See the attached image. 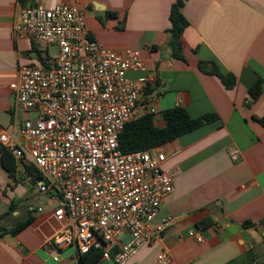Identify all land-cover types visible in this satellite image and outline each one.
I'll return each mask as SVG.
<instances>
[{"label":"crops","instance_id":"1","mask_svg":"<svg viewBox=\"0 0 264 264\" xmlns=\"http://www.w3.org/2000/svg\"><path fill=\"white\" fill-rule=\"evenodd\" d=\"M174 2L38 0L46 7H81L90 35L105 48L143 52L157 83L141 101L159 112L154 119L159 127L164 126L162 112L177 107L194 118L216 116L211 124L161 147L163 168L175 174V191L155 220L165 224L164 235L126 264H152L162 251L169 252L171 264H264V126L258 121L264 118V0H186V61L173 58L168 47ZM32 4L0 0V131L10 134L26 115L16 113L9 87L23 65L40 66L53 48L13 37L17 11ZM107 12L118 17L107 18ZM200 61L214 62L223 74L234 75L236 86L227 89L217 76L200 71ZM142 76L128 73L135 80ZM258 80L262 94L253 101L248 90ZM233 149L239 151L236 162ZM28 168L17 162L11 178L0 162V228L34 219L17 235L0 231V264H81L75 247L61 251L57 262L45 249L62 223L57 204L38 190ZM200 226L202 243L188 236Z\"/></svg>","mask_w":264,"mask_h":264},{"label":"built area","instance_id":"2","mask_svg":"<svg viewBox=\"0 0 264 264\" xmlns=\"http://www.w3.org/2000/svg\"><path fill=\"white\" fill-rule=\"evenodd\" d=\"M30 1L17 11L13 37L45 43L56 53L47 52L40 66L23 65L10 85L15 111L26 117L15 133L0 131L1 148L39 172L35 186L58 206L62 225L44 245L54 261L75 247L79 256L98 249L101 260L126 264L161 241L165 224L155 220L175 191L161 147L125 153L119 144L129 123L158 117L141 101L157 78L141 50H111L94 39L78 5ZM130 72L143 76L131 79ZM230 155L238 161L237 149ZM202 232L200 226L188 236L202 243ZM171 262L162 251L152 264Z\"/></svg>","mask_w":264,"mask_h":264},{"label":"trees","instance_id":"3","mask_svg":"<svg viewBox=\"0 0 264 264\" xmlns=\"http://www.w3.org/2000/svg\"><path fill=\"white\" fill-rule=\"evenodd\" d=\"M185 1L175 0L173 3L169 15L171 26L168 30V47L172 56L175 59L183 61H186L184 56L183 34L189 26V22L183 14ZM106 16L107 18H117L118 14L115 12H107ZM199 69L205 74L217 76L227 89H233L236 86L235 76L232 74H223L214 62L200 61ZM262 86V80H258L248 90L253 101H256L261 96ZM161 116L164 123L162 127L156 125L152 115L142 116L129 123L119 139L121 150L125 153H130L162 147L216 120L215 115L191 117L184 108L180 107L163 111ZM258 121L264 126V118L258 119ZM0 162L9 176L11 178L14 177L17 171V162L5 148H1ZM28 171L32 174L35 181L41 178L39 172L34 168H28ZM33 220L30 217L18 222L9 230L0 228V231L4 230L12 235H17L29 227ZM247 225L249 224H245L244 226L246 227ZM80 258L81 264H98L102 258V251L91 249L89 253L81 255Z\"/></svg>","mask_w":264,"mask_h":264},{"label":"rangeland","instance_id":"4","mask_svg":"<svg viewBox=\"0 0 264 264\" xmlns=\"http://www.w3.org/2000/svg\"><path fill=\"white\" fill-rule=\"evenodd\" d=\"M55 53H56V49H55V48H52V49H51V54H52V55H55Z\"/></svg>","mask_w":264,"mask_h":264}]
</instances>
